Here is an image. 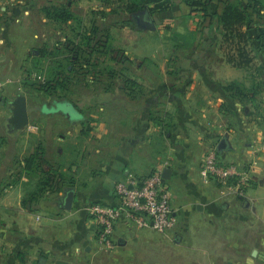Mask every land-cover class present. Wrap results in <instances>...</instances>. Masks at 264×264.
<instances>
[{"label":"crops","instance_id":"crops-1","mask_svg":"<svg viewBox=\"0 0 264 264\" xmlns=\"http://www.w3.org/2000/svg\"><path fill=\"white\" fill-rule=\"evenodd\" d=\"M260 1L259 12L249 8L252 64L232 61L238 38L224 50L222 25L213 27L210 19L202 24L183 0H171L164 12L128 13L126 28L132 30L124 44L131 48L127 69L134 75L120 85V94L97 96L101 119L85 117L76 100L64 98L53 101L52 110L29 107L33 125L11 130V102L24 94L22 73L38 34L29 0H0V80L6 84L0 96V252L8 250L3 264H264V49L255 40L258 28L264 29ZM224 6L219 2L218 11ZM40 15L45 17L38 10L36 20L46 25ZM154 33L159 49L145 50L143 43L151 40L145 35ZM233 84L243 95L228 88ZM66 101L75 107L61 103ZM110 103L118 112L105 107ZM42 115L75 125L58 133L56 122L37 125ZM87 137L95 142L79 145ZM224 138L227 148L219 150ZM211 147L222 162L251 169L246 190L203 182L200 168ZM40 148L44 169L63 175L58 187H43L41 175L28 168L27 158ZM69 151L73 155L66 158ZM161 166L170 169L174 227L162 234L124 217L116 224L115 247L102 250L89 206L118 204L117 182L144 178ZM71 189L69 210L64 203Z\"/></svg>","mask_w":264,"mask_h":264},{"label":"rangeland","instance_id":"rangeland-1","mask_svg":"<svg viewBox=\"0 0 264 264\" xmlns=\"http://www.w3.org/2000/svg\"><path fill=\"white\" fill-rule=\"evenodd\" d=\"M29 1L34 14L36 11L33 19L36 23V34H38L32 45L29 46L30 49H33L31 63L22 73L24 94L28 97L30 109L32 112L37 110L41 112L45 104L51 107L54 105L53 101L69 98L77 101L76 103L82 107L85 117L91 118L94 115L95 117L100 116L101 119L103 103L101 100H97V96L103 93L120 94V85L125 82L127 77L134 75L130 69H127L130 60H128L126 52H130L131 48L127 49L128 46L126 43L124 44L126 36L132 30L131 25L126 28L129 14L122 9L126 1ZM55 3L58 5L67 4L76 17L74 16L72 21L64 22L61 25L59 22L48 19L43 13L48 21H46V25H42L36 20L39 6L41 8ZM179 13L176 12V14ZM45 17L41 16L40 19ZM94 24L98 28L97 33L92 31L95 27ZM168 26L169 30L166 34L172 31L171 27L174 26V23ZM58 31H61L62 34H58ZM145 36L151 37V40L143 43L146 46L145 50L159 49L161 42L158 35L154 33V35L147 34ZM176 37L179 39L178 42L183 41L179 35ZM145 39L144 37L142 41ZM90 43L95 49H91ZM230 47V41L226 40L223 43L224 50H228ZM105 107L118 112L117 104L110 103ZM47 115H42L43 117L36 120L39 127H52L56 122L57 125L54 127L59 133L63 132L65 128L75 125L70 123L67 126L66 120L61 121L62 119L60 120V117L56 116L47 119ZM90 118L87 119L89 122ZM93 142L95 141L87 137L79 145L86 146ZM49 155L50 153L47 156ZM72 155L69 151L66 153V158H70ZM7 251L5 248L0 252V264H3Z\"/></svg>","mask_w":264,"mask_h":264},{"label":"built area","instance_id":"built-area-1","mask_svg":"<svg viewBox=\"0 0 264 264\" xmlns=\"http://www.w3.org/2000/svg\"><path fill=\"white\" fill-rule=\"evenodd\" d=\"M0 80V96L5 90ZM251 169H244L234 163H224L216 147H211L200 168V175L206 184L216 182L227 190L243 192L250 183ZM116 205L95 202L89 212L98 227V243L102 250L115 247L114 232L121 218H127L139 228L152 229L166 234L176 222L172 206V194L164 176V166L155 169L144 178L130 176L115 184Z\"/></svg>","mask_w":264,"mask_h":264},{"label":"trees","instance_id":"trees-1","mask_svg":"<svg viewBox=\"0 0 264 264\" xmlns=\"http://www.w3.org/2000/svg\"><path fill=\"white\" fill-rule=\"evenodd\" d=\"M125 4L122 6V9L127 13H135L143 10H149L150 12H164L172 6L171 0H125ZM188 6L191 7L194 13L199 14L202 20V24L205 23V20L210 19L211 25H222L225 31L227 32V40L230 41L232 45V39L235 41L237 37L238 41V51L237 58H232L234 63L239 65H249L254 62V56L251 51L247 48V43L250 42L249 32L252 30L253 21L250 18L249 8L253 9L255 12L260 10V0H183ZM219 2L225 4L221 12L218 11L217 6ZM43 12L48 19L54 20L59 23L72 21L75 13L71 10L70 6L62 3L61 5L52 4L45 5L39 9ZM76 17V16H75ZM95 26V24L93 25ZM246 27V30H243V27ZM97 26L93 27V33H97ZM91 37L89 38V40ZM255 40L258 44V47L264 49V29L258 28L257 37ZM236 42V41H235ZM92 43V42H91ZM90 43L91 49H95L94 46ZM129 80L130 79H125ZM131 84V83H129ZM65 88V87H64ZM232 92L239 96L243 95V90L237 84H233L228 87ZM233 92V93H234ZM72 107H75L74 104H70ZM45 108L52 110L55 109V106H48L45 104ZM43 149L40 148L27 158L28 168L32 167V170L35 174L41 175V183L43 187L51 186L53 188L58 187L64 178L62 173L54 174V170L44 169V164L47 163L44 158ZM35 167L33 168V166Z\"/></svg>","mask_w":264,"mask_h":264},{"label":"water","instance_id":"water-1","mask_svg":"<svg viewBox=\"0 0 264 264\" xmlns=\"http://www.w3.org/2000/svg\"><path fill=\"white\" fill-rule=\"evenodd\" d=\"M62 104L64 103V106H69L71 103L66 102H61ZM10 112L11 116L9 117V127L11 130H20L24 129L30 124V109H29V104H28V97L20 93L17 95V97L12 100L11 106H10ZM227 148V141L224 138L219 145V150H224ZM170 175V169H166L164 171V176L165 178H168ZM75 199V192L74 190H69L66 193L65 196V203L64 207L66 209H71L73 206V202Z\"/></svg>","mask_w":264,"mask_h":264}]
</instances>
